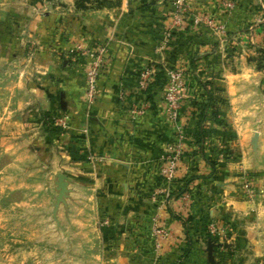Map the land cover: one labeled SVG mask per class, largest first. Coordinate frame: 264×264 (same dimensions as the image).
Listing matches in <instances>:
<instances>
[{
  "label": "crops",
  "instance_id": "0c3cea01",
  "mask_svg": "<svg viewBox=\"0 0 264 264\" xmlns=\"http://www.w3.org/2000/svg\"><path fill=\"white\" fill-rule=\"evenodd\" d=\"M172 2L0 0V157L42 172L43 193L52 184L53 201L57 175L67 178L55 215L74 218L78 227L93 225L102 264H264V73L245 59L238 71L215 74L223 66L212 54L213 37L192 21L202 13L224 23L226 32L255 35L258 42L264 12L260 22L254 8L262 2L187 0L183 26L157 53ZM100 44L106 60L88 104L81 53ZM190 60L197 79L222 89L226 107L217 121L202 122L214 148L185 153L166 183L160 169L175 139L162 108L166 79L141 91L137 79L146 66L188 67ZM132 103L144 108L135 119ZM188 111L185 131L192 132L196 121L188 122ZM58 114L69 116L65 129L51 125ZM224 147L232 159L222 156ZM244 174L253 176L251 203L241 197ZM189 177L184 192L181 181ZM205 218L238 233L226 237L219 256L195 234ZM156 223L168 232L159 249Z\"/></svg>",
  "mask_w": 264,
  "mask_h": 264
},
{
  "label": "rangeland",
  "instance_id": "374dc122",
  "mask_svg": "<svg viewBox=\"0 0 264 264\" xmlns=\"http://www.w3.org/2000/svg\"><path fill=\"white\" fill-rule=\"evenodd\" d=\"M260 2L264 6L263 0ZM255 6L259 21L262 22L260 16L264 12L263 6L261 7L260 3ZM198 15L212 22V26L203 25L213 37L211 46H215L212 54L223 66L217 67L215 74L222 69L236 72L240 69V62L245 59H252L256 69L264 73V22L256 28V34L261 35V40L257 42L255 35L249 39L243 34H231L226 32L221 21L202 13ZM218 22L223 25L224 34L214 28V24ZM260 26H263V29ZM41 175L42 172H31L23 168L21 162H11L6 157H0V264L104 263L99 257V244L96 242L93 225L78 227L74 218L69 219L64 215L59 218L60 221L56 215H52L54 190L51 184V193H43L46 181L43 182ZM242 177V201L251 203L255 194L252 180L247 174ZM248 190L253 192L252 197ZM48 200L51 206H48ZM197 222L199 224L194 226L197 236L199 234L196 230L208 232L207 226L212 223L209 218ZM223 224H215L223 234H209L212 236L213 242L210 244L213 251L216 249L219 253L226 237L233 238L238 234L232 227Z\"/></svg>",
  "mask_w": 264,
  "mask_h": 264
},
{
  "label": "built area",
  "instance_id": "2783aa9c",
  "mask_svg": "<svg viewBox=\"0 0 264 264\" xmlns=\"http://www.w3.org/2000/svg\"><path fill=\"white\" fill-rule=\"evenodd\" d=\"M227 6L231 7V2H229ZM189 12L187 0H173L169 15V23L164 28L161 42H159L155 48L157 53H162L165 51L169 41L173 37V32L183 26L185 18L188 16ZM205 20L206 18H203L200 15L192 16L194 26L201 25V23L212 26L211 20ZM214 25V28L217 29L219 33L224 34L225 31L222 24H219L218 22ZM81 54L86 59V65L84 69L85 102L91 104L96 98L98 77L105 64L106 47L104 44H100L91 50L82 52ZM162 70L166 79L165 90L162 94V108L166 119L174 124L175 139L167 149V154L164 157V161L160 169V175L164 182L170 183L174 180L179 162L183 156V153L187 150V139L185 135L187 118L183 115L184 112L182 109L184 93L187 90L185 79L186 69L184 67L164 68L162 66ZM153 75V67L146 66L143 68L140 71L137 79V89L140 91L146 90L153 81ZM194 75L196 76V72H194ZM143 110L144 108L136 104H130L129 113L131 119L141 116L144 113ZM188 112L190 114V110ZM69 122V116L64 114H58L51 119V125L60 129H65ZM248 192L250 193V197H252L251 194H253V192L250 190H248ZM186 196L187 195H185V198ZM207 229L209 234L212 235L223 234L221 232L222 230L220 231V228L216 227L213 223L208 224ZM153 234L155 238V247L156 249H159L161 241L166 239L168 232L160 223H156L153 228ZM179 262H181V260H179L177 263Z\"/></svg>",
  "mask_w": 264,
  "mask_h": 264
},
{
  "label": "trees",
  "instance_id": "16d2710c",
  "mask_svg": "<svg viewBox=\"0 0 264 264\" xmlns=\"http://www.w3.org/2000/svg\"><path fill=\"white\" fill-rule=\"evenodd\" d=\"M234 2V5H237L236 0H232ZM264 4V0H263ZM188 22V19H187ZM263 29V26H260ZM175 32H173V35H175ZM215 45L212 46V48ZM193 60V59H192ZM192 60L189 61V66L184 67L186 69L185 71V78H186V84H187V90L184 93V102L182 109L184 110H190L189 114V121L194 120L196 121V128L195 131H185L186 135V152L183 153V155L186 154H202L204 151V147L208 144H210L211 147L214 148L215 141L209 140L207 143V139L209 138L208 133L206 129H204L202 126V122L204 120L208 119L211 121H217L216 117L219 114L220 110L224 109L226 107V99L224 98L222 89L216 85V83L212 80L209 81H201L197 79L194 75V65ZM154 75L153 79L154 81L151 82L150 86L157 85L159 80L162 78H165L164 72L162 70V67L160 65H154ZM149 86V87H150ZM191 90V92H187ZM220 120H218L219 122ZM212 148V149H213ZM215 150H212L214 153ZM219 151L216 150V153ZM220 153L225 159H232V155L228 148L224 147L221 149ZM212 167H215V164L213 162H210ZM252 175H249V178H252ZM193 180V177L184 178L182 179L181 183L182 186H184L185 191H187L188 183H190ZM198 232V237H200L205 243H211L212 244V236L209 235L208 232H205L206 230H196ZM215 249V248H214ZM188 250L184 252L186 254ZM217 256H219V252L215 249L213 251ZM185 256V255H184Z\"/></svg>",
  "mask_w": 264,
  "mask_h": 264
},
{
  "label": "water",
  "instance_id": "95a60500",
  "mask_svg": "<svg viewBox=\"0 0 264 264\" xmlns=\"http://www.w3.org/2000/svg\"><path fill=\"white\" fill-rule=\"evenodd\" d=\"M56 190H57V195L55 197V201L53 204V210H52V215H55V212L59 206V204H62L64 202V199L66 198L67 195V178L62 175L58 174L56 177V182H55ZM212 249V245L209 243L207 247L208 253H210Z\"/></svg>",
  "mask_w": 264,
  "mask_h": 264
}]
</instances>
